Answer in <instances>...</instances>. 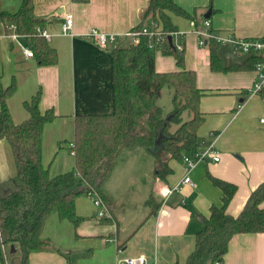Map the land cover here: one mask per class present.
Instances as JSON below:
<instances>
[{
	"label": "crops",
	"instance_id": "crops-1",
	"mask_svg": "<svg viewBox=\"0 0 264 264\" xmlns=\"http://www.w3.org/2000/svg\"><path fill=\"white\" fill-rule=\"evenodd\" d=\"M148 0H34L35 15L45 19L48 45L58 62L42 67L23 56L21 38L11 40L9 26L0 20V86L15 84L6 104L14 124L28 118L23 103L38 91L41 112L52 109L57 118L46 125L42 138V163L54 177L69 172L74 158L69 147L74 139V118L113 111L111 50L125 47L124 33L140 22ZM22 0H0V13H16ZM191 20L171 16L182 35L184 67L193 71L196 86L205 95L199 111L204 120L198 128L199 148L214 145L217 163H198L189 172L193 186L181 185L165 201L161 187H175L187 175L181 162L170 160L172 173L165 181L154 180L155 161L142 148L123 150L102 187L112 202V220L96 219L93 198L76 200V214L83 221L74 227L57 215L50 216L41 239L47 250L29 255L28 264H119L144 257L148 264H185L193 251L195 236L210 216V207L221 205V191L207 175L233 184L237 191L226 212L236 217L251 192L264 182V90L248 97L253 72L216 73L210 70L207 47L199 46L195 30L232 33L243 39L264 38V0H175ZM211 3V7L210 6ZM66 14L72 15L71 35L61 33ZM201 28V29H200ZM91 29L117 35V42L100 48L86 35ZM234 65L228 63V67ZM158 73L178 71L174 58L155 53ZM263 121V122H262ZM16 175L12 150L0 139V184ZM151 200L155 213H151ZM264 208V201L260 205ZM221 264H264V233L232 237Z\"/></svg>",
	"mask_w": 264,
	"mask_h": 264
},
{
	"label": "trees",
	"instance_id": "trees-1",
	"mask_svg": "<svg viewBox=\"0 0 264 264\" xmlns=\"http://www.w3.org/2000/svg\"><path fill=\"white\" fill-rule=\"evenodd\" d=\"M89 1L71 0L80 5ZM172 15L192 19L175 0H148L139 24L132 30L150 29V24L156 23L165 36L158 46L159 52L174 58L179 70L158 73L156 52L149 49V39L145 36L139 45L112 49L113 111L74 118V139L69 147L74 167L69 172L52 177L42 163L43 131L57 116L52 109L40 111V91L23 103L28 118L14 124L6 100L14 93L15 84L6 89L0 86V139L10 145L16 167V175L0 184V264H28L31 253L47 250L50 244L41 239V233L47 219L54 214L77 227L83 221L75 210L76 200L81 196L98 198L112 214L113 204L103 194L102 187L123 150L148 151L155 161L154 180L165 181L172 173L168 167L170 160L181 162L184 156L199 149L197 131L204 120L199 102L205 93L196 86L195 73L185 70L184 48L178 51L169 41V34L178 32L171 21ZM0 20L6 27L15 26V32L33 51L38 65L57 64L56 50L36 33V28L44 29L46 20L35 15L34 0H22L16 13H0ZM206 47L212 72L254 69L252 56L242 65L224 68L218 56L220 45L210 41ZM165 86L174 93L172 111L163 117L157 101ZM185 112L192 113L193 117L184 122ZM174 125L177 128L173 129ZM160 136V143L156 145ZM207 176L221 191V205L210 207V216L196 234L194 249L185 264L220 262L233 236L264 233V208L260 206L264 201V182L251 192L242 211L233 217L226 210L237 187ZM147 204L151 206L150 214H154L155 206L150 199Z\"/></svg>",
	"mask_w": 264,
	"mask_h": 264
},
{
	"label": "built area",
	"instance_id": "built-area-1",
	"mask_svg": "<svg viewBox=\"0 0 264 264\" xmlns=\"http://www.w3.org/2000/svg\"><path fill=\"white\" fill-rule=\"evenodd\" d=\"M73 26L72 15L66 14L61 25V33L63 35H71ZM203 27L206 31L195 30V35L197 37V42L199 46H207L210 41L218 43L220 46H228L236 55L243 56L248 55L249 57H254L255 65L253 69L254 80L251 88L248 90V97L259 95L264 90V38H252V39H243L235 36L232 33H226V35H221L220 33L211 32L210 22L208 20L203 21ZM10 34L9 38L11 40H17L20 36L15 32V26L10 25L9 27ZM36 33L44 38L46 41H49V37L45 29L36 28ZM125 38L131 40V45H139L141 37L145 36L149 39V49L159 52V45L165 39L160 27L156 23L150 24V29L143 27L141 30H131L123 34ZM87 39H90L100 48H106L108 45H112L117 42V35L115 34H106L96 29H91L86 35ZM169 39L173 42L176 49L181 51L183 49L182 35L175 32L169 34ZM21 52L24 57L33 59V51L26 47L24 44L20 46ZM263 122V121H262ZM72 155L73 152L71 151ZM219 153L215 150L214 145L210 144L206 148L197 149L190 155L183 157L181 164L187 172L185 178L181 181L180 184L175 187H161L156 190V194L165 201L174 191H179L181 185L193 186L189 178V172L194 169V167L201 162L204 163H217L219 162ZM94 199V198H93ZM94 206L98 209L96 219L97 220H112V215L108 212L107 207L102 203L98 198L94 199ZM119 264H148L147 260L144 257H139L135 259H125L122 260ZM214 264H221V262H215Z\"/></svg>",
	"mask_w": 264,
	"mask_h": 264
},
{
	"label": "rangeland",
	"instance_id": "rangeland-1",
	"mask_svg": "<svg viewBox=\"0 0 264 264\" xmlns=\"http://www.w3.org/2000/svg\"><path fill=\"white\" fill-rule=\"evenodd\" d=\"M201 29V28H200ZM131 43V40L128 39L123 46L127 47L129 46ZM204 47V46H203ZM173 89L169 88L168 86H165L162 90H161V93H160V96H159V99L157 101V104L158 106L161 108L162 110V114H163V117H166L171 111H172V108H173V105H172V97H173ZM181 102V100H179ZM193 117V114L190 113V112H185L183 115H182V119L183 121H188L190 120L191 118ZM177 128L176 125L173 126V129ZM93 198V197H92ZM94 201V199H93Z\"/></svg>",
	"mask_w": 264,
	"mask_h": 264
},
{
	"label": "water",
	"instance_id": "water-1",
	"mask_svg": "<svg viewBox=\"0 0 264 264\" xmlns=\"http://www.w3.org/2000/svg\"><path fill=\"white\" fill-rule=\"evenodd\" d=\"M171 41V39H169ZM218 56L221 59L224 68H228V63L232 62L234 65H242L247 59L248 55L238 56L228 46L222 45L218 50ZM161 136L156 140V145L160 143Z\"/></svg>",
	"mask_w": 264,
	"mask_h": 264
}]
</instances>
